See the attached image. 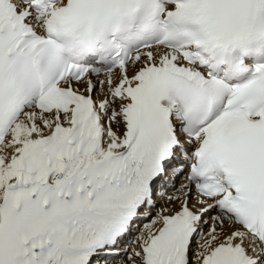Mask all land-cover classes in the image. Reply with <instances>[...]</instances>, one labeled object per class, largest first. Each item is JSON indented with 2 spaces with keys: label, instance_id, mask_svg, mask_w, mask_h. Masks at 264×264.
I'll use <instances>...</instances> for the list:
<instances>
[{
  "label": "snow or ice",
  "instance_id": "snow-or-ice-1",
  "mask_svg": "<svg viewBox=\"0 0 264 264\" xmlns=\"http://www.w3.org/2000/svg\"><path fill=\"white\" fill-rule=\"evenodd\" d=\"M0 264H264V0H0Z\"/></svg>",
  "mask_w": 264,
  "mask_h": 264
}]
</instances>
